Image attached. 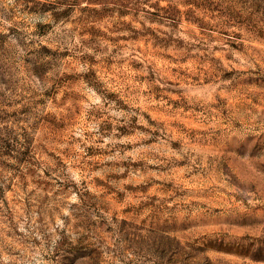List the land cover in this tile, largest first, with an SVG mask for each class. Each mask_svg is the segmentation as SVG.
<instances>
[{"label": "rangeland", "instance_id": "rangeland-1", "mask_svg": "<svg viewBox=\"0 0 264 264\" xmlns=\"http://www.w3.org/2000/svg\"><path fill=\"white\" fill-rule=\"evenodd\" d=\"M0 264H264V0H0Z\"/></svg>", "mask_w": 264, "mask_h": 264}]
</instances>
